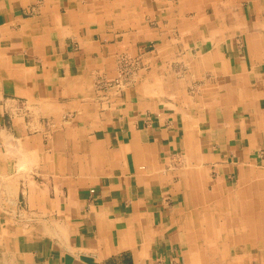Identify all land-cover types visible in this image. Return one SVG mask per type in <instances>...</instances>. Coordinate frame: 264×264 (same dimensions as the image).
<instances>
[{"label": "crops", "instance_id": "obj_1", "mask_svg": "<svg viewBox=\"0 0 264 264\" xmlns=\"http://www.w3.org/2000/svg\"><path fill=\"white\" fill-rule=\"evenodd\" d=\"M183 261L264 264V0H0V264Z\"/></svg>", "mask_w": 264, "mask_h": 264}, {"label": "rangeland", "instance_id": "obj_2", "mask_svg": "<svg viewBox=\"0 0 264 264\" xmlns=\"http://www.w3.org/2000/svg\"><path fill=\"white\" fill-rule=\"evenodd\" d=\"M138 55H132V54L127 53L121 56L120 58L121 76H125L127 79L130 80L132 78L135 79V77H139L142 73L146 71L148 60L141 53H139ZM206 248H209V246H206ZM230 248H231L230 250L234 252L233 250H235V247L231 246ZM210 255L211 253L208 252L207 256L210 257ZM182 264H184V261Z\"/></svg>", "mask_w": 264, "mask_h": 264}, {"label": "bare ground", "instance_id": "obj_3", "mask_svg": "<svg viewBox=\"0 0 264 264\" xmlns=\"http://www.w3.org/2000/svg\"><path fill=\"white\" fill-rule=\"evenodd\" d=\"M211 247H213V245Z\"/></svg>", "mask_w": 264, "mask_h": 264}]
</instances>
